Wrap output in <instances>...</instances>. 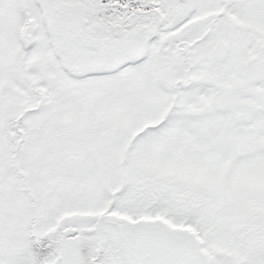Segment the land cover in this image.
<instances>
[{"label": "snow or ice", "instance_id": "6c2138e0", "mask_svg": "<svg viewBox=\"0 0 264 264\" xmlns=\"http://www.w3.org/2000/svg\"><path fill=\"white\" fill-rule=\"evenodd\" d=\"M0 264H264V0H0Z\"/></svg>", "mask_w": 264, "mask_h": 264}]
</instances>
